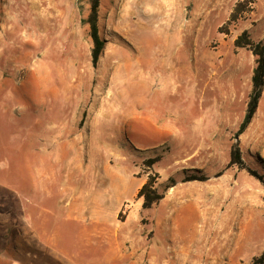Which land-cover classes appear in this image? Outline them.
<instances>
[{
  "label": "rangeland",
  "instance_id": "rangeland-1",
  "mask_svg": "<svg viewBox=\"0 0 264 264\" xmlns=\"http://www.w3.org/2000/svg\"><path fill=\"white\" fill-rule=\"evenodd\" d=\"M183 1L180 41L166 0H102L95 67L90 0H0V264H131L77 212L89 195L108 231L150 228L152 264L263 252L264 93L229 163L255 68L235 41L264 39V0ZM149 175L166 197L144 210Z\"/></svg>",
  "mask_w": 264,
  "mask_h": 264
},
{
  "label": "trees",
  "instance_id": "trees-1",
  "mask_svg": "<svg viewBox=\"0 0 264 264\" xmlns=\"http://www.w3.org/2000/svg\"><path fill=\"white\" fill-rule=\"evenodd\" d=\"M102 0H90V14L86 23L90 26V35L93 41V50H92V62L96 67L99 63V60L103 54V51L106 46V40L103 39L99 32V18H100V9H101ZM242 7V4H239L237 8ZM235 16H233L232 21H235ZM235 46L237 48H247L249 49L255 57V68L253 70L252 76V89L249 95V101L246 109L244 119L235 134L236 143L233 145L231 150V161L229 167L238 165L240 167L244 166L243 156L239 146V138L243 135L250 124L252 123L258 108L260 101L264 93V39L259 42H254L248 32H244L239 36L235 41ZM159 158L151 159L145 162L151 169L155 164L159 162ZM252 175L258 177V179L264 181L262 176H258L257 172L252 171ZM160 177H152L149 175L146 184L142 187L138 194V199L143 200L142 209L148 210L157 206L165 197V193H160L157 188V180ZM206 176H185L183 179L184 183L200 181H208ZM177 183L174 179H170L169 184L167 185V190L176 187ZM251 264H264V250L263 252L253 258Z\"/></svg>",
  "mask_w": 264,
  "mask_h": 264
},
{
  "label": "crops",
  "instance_id": "crops-1",
  "mask_svg": "<svg viewBox=\"0 0 264 264\" xmlns=\"http://www.w3.org/2000/svg\"><path fill=\"white\" fill-rule=\"evenodd\" d=\"M168 22L174 26L175 35L180 41L187 34L186 18H181L182 0H166ZM185 5V0L183 1ZM91 194V193H90ZM89 197V198H88ZM88 200L77 206V212L89 216L92 225L100 227L105 233V238L101 244L107 254H112L119 259L131 260V264H152L157 256L154 253L152 246V238L143 236L144 233L150 232V228L146 229L138 226L133 232L121 234L119 231H108L106 229V214L108 213L107 206L103 200L97 201L89 195ZM108 231V232H107ZM155 237V234L153 238Z\"/></svg>",
  "mask_w": 264,
  "mask_h": 264
},
{
  "label": "bare ground",
  "instance_id": "bare-ground-1",
  "mask_svg": "<svg viewBox=\"0 0 264 264\" xmlns=\"http://www.w3.org/2000/svg\"><path fill=\"white\" fill-rule=\"evenodd\" d=\"M168 57V56H167ZM168 60V59H167ZM170 65V64H169ZM176 68V67H175ZM142 85H139V87H141ZM136 90V89H135ZM134 93V92H133ZM111 117H112V115H111ZM197 213V212H196ZM199 214V213H198ZM200 219V218H199ZM227 238V237H226ZM222 241H224V240H222ZM226 247V246H225ZM179 249V248H178ZM180 253V252H179Z\"/></svg>",
  "mask_w": 264,
  "mask_h": 264
}]
</instances>
